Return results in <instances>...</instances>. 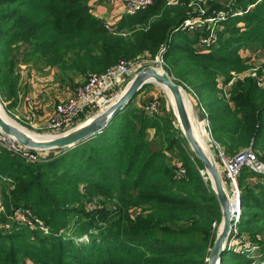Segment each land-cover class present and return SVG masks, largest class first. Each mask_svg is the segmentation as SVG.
Segmentation results:
<instances>
[{
    "label": "trees",
    "instance_id": "16d2710c",
    "mask_svg": "<svg viewBox=\"0 0 264 264\" xmlns=\"http://www.w3.org/2000/svg\"><path fill=\"white\" fill-rule=\"evenodd\" d=\"M190 2L154 0L111 30L85 0H0L2 103L8 111L17 105L19 66L86 78L119 62H152L161 55L175 84L198 97L224 154L234 158L251 149L264 163V88L255 78L230 74L247 68L238 54L243 41L264 45V0H235L237 8L253 10L224 22L215 46L204 52L194 48L196 34L178 30ZM222 2L210 4L224 9ZM242 21L247 39H239ZM134 100L100 133L56 156L31 163L0 147V264H207L221 213L196 168L203 166L189 159L169 114L148 115ZM175 149L186 169L181 180L165 155ZM245 168L237 177V227L263 257L264 240L255 238L264 235V181L249 185L252 172ZM17 212L30 225L39 221L48 235L30 230ZM31 236L37 245L25 243ZM84 236L87 242L76 243ZM229 253L221 264H250L244 254Z\"/></svg>",
    "mask_w": 264,
    "mask_h": 264
},
{
    "label": "rangeland",
    "instance_id": "374dc122",
    "mask_svg": "<svg viewBox=\"0 0 264 264\" xmlns=\"http://www.w3.org/2000/svg\"><path fill=\"white\" fill-rule=\"evenodd\" d=\"M222 6H224V9H216L211 7L212 4H208L206 6L207 11H209L208 16L210 18H213V20L211 21V27L212 30H216L217 31H222L224 28V22H226L229 19H234L238 16H242L243 14L252 11L253 10V6L254 5H245L243 6V8H237L235 6V0H223L222 2ZM221 12V16L218 17L217 13ZM216 23V25H215ZM245 22L242 21L240 24H238V33H239V39H247L246 37V33L248 31V27H246ZM216 27V28H215ZM246 27V28H245ZM186 32L187 35H192V34H196V36H198L199 39H205L207 37L206 34H202V30H199L198 32L193 31V30H186L183 31ZM215 32V33H216ZM213 33V35L215 36V42L213 45L209 46V47H205L207 50H209L211 47L215 46L216 41H217V35ZM245 44L242 46H239L238 48V54L240 57H242L246 61V69L240 72H231V76L235 77V75H245V76H250L251 78H255L256 80H258L260 88H264V45L262 46H256L255 44H249L246 41H243ZM201 49V50H197L195 48L196 51H207L206 49ZM155 66V65H154ZM43 66H38L37 69L35 68L34 71L31 73V75H44V71H43ZM156 68L161 69L162 71L166 72L163 64L162 65H157L155 66ZM26 70V69H25ZM22 72V71H21ZM25 73V71H24ZM167 73V72H166ZM20 75V74H19ZM28 75V73H27ZM169 75V74H168ZM170 76V75H169ZM88 78L86 77H81V76H76V75H62V82L57 81L58 84H60V90L57 91V95L59 94L60 96L62 95V99L60 98H55L53 100L54 106L56 103H58L59 101H65L68 100L69 98H66L67 96H72L73 93L75 92V90L82 85L83 83L86 82ZM231 85V81L226 85L222 87V91L223 94H227L228 93V89ZM179 87L182 90V93L184 95V98L188 104V108L190 110V115L192 116V119L195 123V127L197 132L202 133L203 137H201L202 142L204 144V146L207 148V151L209 153V155L212 157V159L214 160L218 170L221 173V177H222V182L224 184V188L227 192L228 195H230V198L232 197V195L234 194V187L231 185V181L227 178L226 172L223 171V160L225 161H231V158L226 156L223 152V148L219 147L218 144L214 141L211 132H210V128H209V122H208V118H207V112L204 110V108L201 107V103L198 99V97H196L194 95L193 92H191V90H189L188 88H184L183 86L179 85ZM147 88V86L145 87ZM144 88V89H145ZM147 89H151L150 93L148 94V96H146L145 98L147 99L146 102H144V104L141 106L142 109L144 107V111L145 107L148 106L149 104H153L156 103L157 106V114L156 115H162V114H169L170 118L172 119L173 125L178 129V124H177V120L172 108V104L169 100L168 95L166 94V92L158 85L156 84H151L148 86ZM121 93V92H120ZM120 93H116L113 96V99L118 97L120 95ZM59 96V97H60ZM111 103H109L110 105ZM108 105V106H109ZM107 106V107H108ZM0 107L2 109V112L4 114V116H6L7 118L11 119L12 121H14L16 124H18L19 126L23 127L24 129H26L27 131H29V133L33 134V135H41L43 132L41 131V129H36L33 130L32 128H30L27 125V121H25L24 119L21 118V120H17L15 117H13L14 115H12L11 110L8 111L5 107V105L2 103V100L0 99ZM105 107V109L107 108ZM104 109H98V111L93 112V116L100 113L101 111H103ZM188 110V111H189ZM205 111V112H204ZM84 121H81L79 124L85 122L86 120L83 119ZM46 121V120H45ZM44 121V122H45ZM43 122V123H44ZM41 123V124H43ZM204 123V124H203ZM45 124V123H44ZM42 125H39L37 127H41ZM199 128V129H198ZM180 131V130H179ZM153 130H149L148 131V136L147 138L151 139L153 137ZM181 133V132H180ZM182 135V133H181ZM199 135V134H198ZM201 135V136H202ZM156 141H158L156 139ZM257 143H261V140L259 138H257L256 140ZM262 144H264V141H262ZM182 148L184 149V151H186L187 155L189 156V159L194 163H195V159L193 157V153L191 152L190 148L188 151L185 145H181ZM2 148V147H1ZM4 149V148H3ZM6 150V149H5ZM243 150V149H242ZM58 150H51V151H47L48 155L50 157L56 156L57 154H59L57 152ZM245 151V150H244ZM45 152V151H44ZM243 152V151H241ZM43 153V152H42ZM178 150H173L171 152L166 153V157L168 159V162L170 164V166L173 169V173H174V179L176 180H181L183 178H185L186 176V171L183 175V178L181 179H177L176 178V174L177 171L180 170L181 168L186 170L182 163L180 158L178 157ZM49 157V158H50ZM196 168L198 169L202 180L205 182V184L208 181V179H206V174L204 173V169H200L196 166ZM248 169L249 168H245ZM242 171V170H241ZM252 172V174L250 175L251 177H246L248 181V184L250 185V182H257V183H262L264 181L263 178H260L259 176H264V174L257 173L255 171H252L251 169L249 170ZM240 175L239 174L235 177V183H236V188L238 190L239 193V188H238V179L237 177ZM252 180V181H250ZM209 188H211L210 186V182H209ZM235 197V195H233ZM234 203V202H233ZM247 212H251V210H247ZM240 217V215H239ZM18 218L22 221L21 216L19 215ZM23 222V221H22ZM39 222V221H38ZM25 223V222H23ZM238 223V222H237ZM29 224V229L30 230H40L41 233L43 235H48V230L46 227L38 225L37 223L31 224L30 223H26ZM25 225V224H24ZM219 226V225H218ZM7 228V227H6ZM218 229V227H217ZM217 231V230H216ZM27 235H25L26 237ZM215 236H216V232H215ZM231 237H234V239H232V243H231V253L232 254H227V258L233 256V254H244L245 257H247V259L250 260V264H264V254L263 257H260V255H255V252L258 250L259 246L254 245V241H252L251 239H249V236L244 232L241 231L236 224L235 227V231L234 233L232 232ZM256 241H259L258 243H263L264 240V235H257V237L255 238ZM76 243H81V242H87V238L86 236H84L82 239L80 240H75ZM26 244H30V245H37V240H34L31 236V238H27V240L25 241ZM29 264V262H28Z\"/></svg>",
    "mask_w": 264,
    "mask_h": 264
},
{
    "label": "built area",
    "instance_id": "2783aa9c",
    "mask_svg": "<svg viewBox=\"0 0 264 264\" xmlns=\"http://www.w3.org/2000/svg\"><path fill=\"white\" fill-rule=\"evenodd\" d=\"M104 1L108 4H122L126 13L129 15H136L137 13L146 10L154 2V0ZM176 1L177 0H168V4L173 5ZM211 1L212 0H191L189 4V7L191 8L189 17H187L178 28L180 31L193 30L198 32L199 30H202V32L207 35L205 39H198L197 50L198 47L203 50L205 47L207 48L215 42V36L213 33H215L216 30H212L211 27V21L213 18L208 16L209 11L206 9V6L210 4ZM221 14L222 13L219 12L217 13V16L220 17ZM162 64L163 62L160 55L152 62L145 61L144 59H137L131 62L123 61L107 69L102 74L89 75L86 82L80 85L68 100L59 101L55 104L54 110L45 124L41 127H37V129H41L43 132L41 135L48 136H58L72 130L79 125L81 121H84L83 119L86 120L92 117L94 110L98 111V109H105V107L113 101V96L125 87L139 69L145 66H157ZM256 83L258 87H260L258 80ZM145 110L146 113L151 116L156 115L158 112L156 103L149 104L145 107ZM0 147L21 157L27 162L35 163L41 160V151L30 150L20 146L12 137L3 134L1 131ZM222 161L224 163L223 171L226 172L227 178L231 181V185L235 189L234 194L236 195L239 193L236 188L235 177L239 174L242 168L247 167L252 171L264 174V163L257 159L255 153L251 149L241 152L234 158H231V161H225L223 159ZM184 173L185 170L181 168L177 171L176 178H183ZM0 210H2L1 206ZM19 215V212L15 214L17 218ZM238 220L239 214H236L235 222L233 223V233ZM22 221L25 223H31V221L25 216L22 217ZM34 223L41 226V223L37 220H35ZM232 239H234V237H232ZM231 243L232 240L228 244V250H231L232 248Z\"/></svg>",
    "mask_w": 264,
    "mask_h": 264
},
{
    "label": "water",
    "instance_id": "95a60500",
    "mask_svg": "<svg viewBox=\"0 0 264 264\" xmlns=\"http://www.w3.org/2000/svg\"><path fill=\"white\" fill-rule=\"evenodd\" d=\"M151 84L160 86L166 94H170L173 103H171L172 108L179 126L178 129L181 131L193 156L201 162L204 173L206 174V179L210 182L211 190L218 202L221 221L208 254L207 264H221L222 256L227 251L228 244L232 240L231 234L233 232L235 216L236 214L240 215V196L238 194V198L233 205L232 200L224 189L221 173L214 160L205 152L194 137L190 120L191 115L188 111L182 90L179 85L175 84L168 73L155 66L142 67L120 91L122 94L119 99L112 101L106 109L61 135L48 136L37 134L38 136H33L29 134V131L6 116H3L1 112L0 131L12 137L20 146L30 150L44 152L69 149L100 133L129 102L137 97L138 93L144 87ZM44 136L46 137L44 138Z\"/></svg>",
    "mask_w": 264,
    "mask_h": 264
},
{
    "label": "crops",
    "instance_id": "0c3cea01",
    "mask_svg": "<svg viewBox=\"0 0 264 264\" xmlns=\"http://www.w3.org/2000/svg\"><path fill=\"white\" fill-rule=\"evenodd\" d=\"M85 1L92 16L111 30L115 29L125 16H134L127 14L124 6L120 3L108 4L104 0ZM198 39L197 36L194 43V48L196 49ZM198 50L201 49L198 47ZM35 68L31 64L19 66V70L17 71L18 75L20 74L17 83V105L13 108L14 110L11 109V112L13 110V117L17 120L24 119L33 130H36L39 125L43 126L50 117L54 110L53 100L55 98H63L62 95H57V91L61 87L57 81L62 82V74L55 68L42 67L44 75H31ZM147 88L142 89L135 98L134 105L136 107H141L146 102L147 99L145 97L151 91V89ZM69 97L71 96L69 95L66 98ZM40 155L42 159L50 157L47 152L44 154L41 152ZM227 251L231 250L227 249Z\"/></svg>",
    "mask_w": 264,
    "mask_h": 264
},
{
    "label": "bare ground",
    "instance_id": "6f19581e",
    "mask_svg": "<svg viewBox=\"0 0 264 264\" xmlns=\"http://www.w3.org/2000/svg\"><path fill=\"white\" fill-rule=\"evenodd\" d=\"M122 93H120V95H121ZM120 95L118 96V97H116V98H114L113 99V101H116L117 99H119V97H120ZM167 95H168V97H169V100H170V102L172 103V100H171V97H170V94H168L167 93ZM173 104V103H172ZM186 105H187V108H188V104H187V102H186ZM188 110H189V108H188ZM0 112L3 114V112H2V109H1V107H0ZM189 112H190V110H189ZM3 116H4V114H3ZM190 120H191V124H192V129H193V134H194V137L197 139V141L200 143V145L203 147V149L205 150V152L206 153H208V151H207V148L204 146V144H203V142H202V139H201V137H203V135H202V133H201V131H200V133L199 132H197V130H196V127H195V123H194V121H193V119H192V116L190 117ZM204 124V123H203ZM179 127V126H178ZM199 129V128H198ZM29 134H31V133H29ZM199 134V135H198ZM31 135H33V134H31ZM202 135V136H201ZM33 136H38V135H33ZM46 136H44V138H45ZM209 154V153H208ZM224 185V184H223ZM225 189V188H224ZM226 191V190H225ZM235 195V197L234 196H232L230 199L232 200V203L234 202L235 203V201L237 200V198H238V195H236V194H234ZM229 197H230V195H228ZM234 203H233V205H234Z\"/></svg>",
    "mask_w": 264,
    "mask_h": 264
}]
</instances>
